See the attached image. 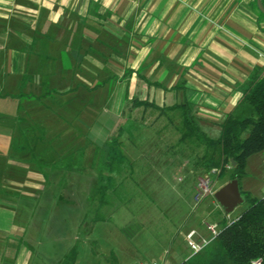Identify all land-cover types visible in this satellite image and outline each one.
<instances>
[{"label":"crops","instance_id":"obj_1","mask_svg":"<svg viewBox=\"0 0 264 264\" xmlns=\"http://www.w3.org/2000/svg\"><path fill=\"white\" fill-rule=\"evenodd\" d=\"M263 73L264 18L252 0H0V264H39L28 210L14 201L44 188L27 153L30 103L67 114L64 102L106 101L114 115L99 149L129 139L119 133L128 117L150 137L155 121L145 118L158 113L141 106L131 114L126 102L184 104L217 122ZM36 114L32 124L42 126ZM177 133L178 148L188 149Z\"/></svg>","mask_w":264,"mask_h":264},{"label":"rangeland","instance_id":"obj_2","mask_svg":"<svg viewBox=\"0 0 264 264\" xmlns=\"http://www.w3.org/2000/svg\"><path fill=\"white\" fill-rule=\"evenodd\" d=\"M252 5L264 18L255 0ZM45 103H30L25 112L32 125L25 133L27 153L45 179L41 182L44 188L30 189L35 196L14 199L28 210L24 225L29 226L33 261L63 264L74 249L73 264H178L191 252L184 240L190 228L206 235L205 221L230 222L246 209V202H242L226 214L213 197V192L228 181L232 172L229 165L221 177L219 169H212L211 193L194 203L197 178L207 171H194L201 147L179 149L175 142L178 112L166 113L170 118L158 112L156 118L146 117L147 124L155 121L149 124L151 134L146 140L142 138L143 124H137L133 140L125 128L123 135L130 141L124 138L123 152L131 166L116 178L117 187L107 191L109 203L99 206L97 176L106 148L96 146L103 141L106 144L101 138L112 124L113 109L98 98L93 103L64 102L67 114L57 105ZM128 108L132 114L141 106L129 101L125 103L127 112ZM36 113L44 116L42 126L32 124ZM193 119L208 136L218 135L220 120ZM125 124L127 121L122 126ZM263 184L264 152L246 158L245 175L239 179L241 190L253 197L264 194ZM99 215L102 217L96 219Z\"/></svg>","mask_w":264,"mask_h":264},{"label":"trees","instance_id":"obj_3","mask_svg":"<svg viewBox=\"0 0 264 264\" xmlns=\"http://www.w3.org/2000/svg\"><path fill=\"white\" fill-rule=\"evenodd\" d=\"M261 3L264 7V0ZM259 13L262 14L260 11ZM132 101L133 105L142 106L143 111L150 109L158 112V115L167 116L166 113L176 111L179 113V141L188 146L201 147L193 165L196 173L200 168H204L206 173H211L216 168L220 170L221 177L225 165H229L232 172L228 180L236 178L239 183V179L245 175L246 158L264 152V73L249 80L235 110L220 119L218 135L215 137L208 136L201 129L194 121L189 107L184 104L163 108L147 100ZM167 117L170 118L169 115ZM126 121L127 124L120 127L119 133H124L126 128L133 140L137 123L130 117ZM123 147V141L118 137H111V141L107 143L105 158L99 165L97 176L99 206L109 203L107 191L117 187L116 178L126 174L127 168L131 166ZM241 192L245 197L246 209L230 222H219L218 236L201 252L178 264H264V195L253 197L245 191ZM101 217L99 215L96 219ZM73 251L74 249L66 255L63 264H73Z\"/></svg>","mask_w":264,"mask_h":264},{"label":"built area","instance_id":"obj_4","mask_svg":"<svg viewBox=\"0 0 264 264\" xmlns=\"http://www.w3.org/2000/svg\"><path fill=\"white\" fill-rule=\"evenodd\" d=\"M213 173H214V170H212L211 173L200 175L197 178V181H196L197 184L195 188L196 192L194 196L195 204L198 203L199 200L202 199L204 196L211 193L210 185L212 183L213 178L211 176ZM263 188H264V184H263ZM204 226L207 231L206 235H201L194 229L189 230L185 235V239L191 250L190 256L201 251L205 246H207L213 239H215L218 236L220 228L216 222L205 221ZM140 264H147V263H140ZM151 264H160V263L157 262V263H151Z\"/></svg>","mask_w":264,"mask_h":264},{"label":"water","instance_id":"obj_5","mask_svg":"<svg viewBox=\"0 0 264 264\" xmlns=\"http://www.w3.org/2000/svg\"><path fill=\"white\" fill-rule=\"evenodd\" d=\"M257 9L264 15V7L261 0H256ZM213 197L224 213H230L239 203L245 202L236 178L228 180L213 192Z\"/></svg>","mask_w":264,"mask_h":264}]
</instances>
